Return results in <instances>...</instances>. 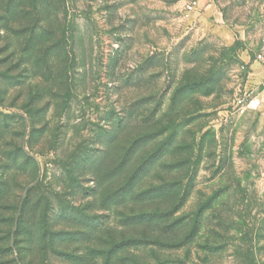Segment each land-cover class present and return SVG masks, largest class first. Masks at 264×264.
<instances>
[{"label":"rangeland","instance_id":"rangeland-1","mask_svg":"<svg viewBox=\"0 0 264 264\" xmlns=\"http://www.w3.org/2000/svg\"><path fill=\"white\" fill-rule=\"evenodd\" d=\"M0 264H264V0H0Z\"/></svg>","mask_w":264,"mask_h":264},{"label":"built area","instance_id":"built-area-1","mask_svg":"<svg viewBox=\"0 0 264 264\" xmlns=\"http://www.w3.org/2000/svg\"><path fill=\"white\" fill-rule=\"evenodd\" d=\"M195 5H196V2H193V4L190 5L189 8H191V9H192V8H195ZM258 57L261 58V55H258ZM238 101H239V103H241V102L243 101V98H240Z\"/></svg>","mask_w":264,"mask_h":264}]
</instances>
